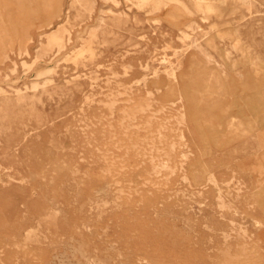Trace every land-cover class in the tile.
<instances>
[{"label":"rangeland","instance_id":"rangeland-1","mask_svg":"<svg viewBox=\"0 0 264 264\" xmlns=\"http://www.w3.org/2000/svg\"><path fill=\"white\" fill-rule=\"evenodd\" d=\"M259 2L0 0V264H264Z\"/></svg>","mask_w":264,"mask_h":264},{"label":"bare ground","instance_id":"bare-ground-1","mask_svg":"<svg viewBox=\"0 0 264 264\" xmlns=\"http://www.w3.org/2000/svg\"><path fill=\"white\" fill-rule=\"evenodd\" d=\"M239 1H241L242 4L243 3H245V4L249 3V0H239ZM259 4H260L259 6H262V5L264 6V3H260L259 2ZM257 8L259 9L260 7H257ZM203 11L205 12L206 15L209 12V10H207V9H203ZM202 20L206 21V18L204 17V18H202ZM259 20L262 21L261 20V16H256V17L250 16L249 17V22L245 20V22L242 23V25L244 26L245 24H248V25L252 26V24H256V22L259 21ZM213 27H214L213 24L209 25L208 26V30L209 31L212 30ZM188 29L189 30H187V31H183V30L180 31V34L178 35L179 40H181L184 43V46H185L182 52L183 53H190V54L196 53V52H192L191 51L192 47H196L198 49H201L202 53H204V55L206 56L207 59H210L211 56H212V53H211V51L209 50L208 47L212 46L210 48L214 49V47L217 46L216 40H218L221 37V34H228L229 33L227 31L222 32V33L217 32L215 35H212V36L208 37L207 44H203L202 42H200V37L206 36L208 30L207 31L203 30V28H201V26L196 24V23L188 24ZM203 31H205V32H203ZM243 46L244 45H241L239 39L236 38L235 42L233 44H231V47H230L228 52H230V53H239L240 52V54H242L244 56V54L249 52L250 47L249 46L248 47H243ZM214 56L215 55H213L212 57H214ZM218 65L220 67H222L223 63H219ZM175 74H177L176 71L174 69H172V72L170 74H168V76H170L173 79Z\"/></svg>","mask_w":264,"mask_h":264}]
</instances>
